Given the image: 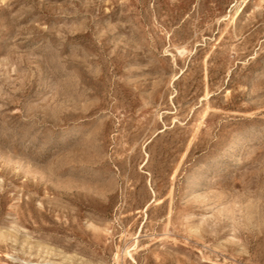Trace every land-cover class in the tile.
Here are the masks:
<instances>
[{
  "label": "rangeland",
  "instance_id": "obj_1",
  "mask_svg": "<svg viewBox=\"0 0 264 264\" xmlns=\"http://www.w3.org/2000/svg\"><path fill=\"white\" fill-rule=\"evenodd\" d=\"M0 264H264V0H0Z\"/></svg>",
  "mask_w": 264,
  "mask_h": 264
},
{
  "label": "bare ground",
  "instance_id": "obj_2",
  "mask_svg": "<svg viewBox=\"0 0 264 264\" xmlns=\"http://www.w3.org/2000/svg\"><path fill=\"white\" fill-rule=\"evenodd\" d=\"M128 253V252H127Z\"/></svg>",
  "mask_w": 264,
  "mask_h": 264
}]
</instances>
